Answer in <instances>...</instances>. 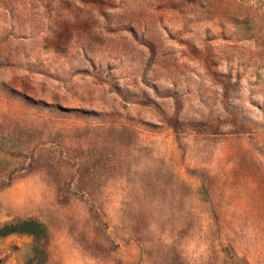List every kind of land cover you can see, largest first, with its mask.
Returning a JSON list of instances; mask_svg holds the SVG:
<instances>
[{
	"label": "rangeland",
	"instance_id": "374dc122",
	"mask_svg": "<svg viewBox=\"0 0 264 264\" xmlns=\"http://www.w3.org/2000/svg\"><path fill=\"white\" fill-rule=\"evenodd\" d=\"M0 264H264V0H0Z\"/></svg>",
	"mask_w": 264,
	"mask_h": 264
},
{
	"label": "trees",
	"instance_id": "16d2710c",
	"mask_svg": "<svg viewBox=\"0 0 264 264\" xmlns=\"http://www.w3.org/2000/svg\"><path fill=\"white\" fill-rule=\"evenodd\" d=\"M44 232V227L38 222L24 220L3 225L0 228V239L14 234H27L38 237L39 234H44Z\"/></svg>",
	"mask_w": 264,
	"mask_h": 264
}]
</instances>
